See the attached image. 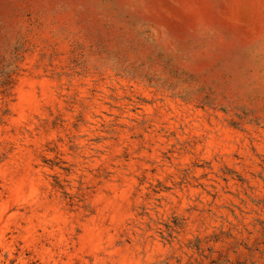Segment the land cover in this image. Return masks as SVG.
<instances>
[{"label": "rangeland", "instance_id": "rangeland-1", "mask_svg": "<svg viewBox=\"0 0 264 264\" xmlns=\"http://www.w3.org/2000/svg\"><path fill=\"white\" fill-rule=\"evenodd\" d=\"M0 264H264V0H0Z\"/></svg>", "mask_w": 264, "mask_h": 264}]
</instances>
